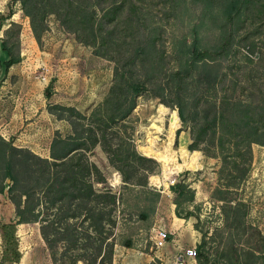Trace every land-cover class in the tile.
<instances>
[{"label":"rangeland","instance_id":"374dc122","mask_svg":"<svg viewBox=\"0 0 264 264\" xmlns=\"http://www.w3.org/2000/svg\"><path fill=\"white\" fill-rule=\"evenodd\" d=\"M163 1L141 0L147 15L146 33L157 44L153 54H160L163 60L161 64H154L151 74L158 77L159 83L146 82L135 96L133 109L121 125L114 127L147 160L132 162L137 163V169L130 176L133 183L122 188L120 173L108 162L100 145L88 152L89 159L104 177V184L98 187L108 186L116 194L121 192L120 199L106 204L105 210H111L110 221L105 222L102 235L107 234L106 241L112 244V251L118 244L139 254L137 251H152L150 229L161 225L173 232L169 233V240L175 236L183 245L198 235L196 246L201 264H264V146L253 144L247 166L241 165L232 171L231 166L223 164L214 147L201 145L198 149H188L189 128L181 124L179 117L178 125L170 134V114L175 111L178 116V113L168 87L164 91L168 105L161 101L164 70L178 69L184 63L180 65L179 41L188 42L197 33L202 45L213 43L223 29V17L211 22L209 14L203 10L210 5L193 0L175 1L181 8L168 13ZM247 16L235 40L248 33L253 36L252 41L248 40L249 45L235 46L229 61L223 64V69L241 67V77L245 78L254 72V67L264 66V12L253 23L249 12ZM45 22L46 29L37 42L20 3L0 0V135L16 146L40 148L41 151L35 153L49 157L55 133L67 135L71 131L67 121L48 111L49 105L71 106L87 116L108 93L115 63L97 56L91 46L78 42L54 15H48ZM193 22L199 25L197 29L193 28ZM3 41H7L12 52L21 55V59L8 68L3 64L8 59ZM123 58L121 55L119 59ZM126 67L133 71L136 68L132 64ZM46 89L50 92L48 97L44 94ZM196 92L192 87L182 91V95L191 98ZM160 104L165 109L161 110ZM147 145L157 150L168 145L178 163L182 162L181 147L188 153L195 151L193 166H181L173 183L186 184L194 192L192 200L180 203L181 216L173 215L175 195L170 190V179L162 176L164 162L145 155L143 147ZM244 167H247L245 174L241 170ZM159 190L164 196L161 197ZM6 195L5 191L0 193V264H107L103 250L94 255L100 236L90 228L88 232L93 239L88 240L86 247L56 243L52 247V260L38 222L14 224L12 219L8 221L13 207L5 202ZM187 212L190 216L182 217ZM124 255L130 257L131 254Z\"/></svg>","mask_w":264,"mask_h":264},{"label":"trees","instance_id":"16d2710c","mask_svg":"<svg viewBox=\"0 0 264 264\" xmlns=\"http://www.w3.org/2000/svg\"><path fill=\"white\" fill-rule=\"evenodd\" d=\"M17 1L29 18L37 42L46 29L47 16L52 14L78 42L91 46L97 56L112 60L115 66L108 93L87 116L71 106L49 105L48 111L71 127L67 135L55 133L50 142L49 157L16 146L12 140L0 135V193L6 191L13 204L14 224H40L39 232L51 250L52 260V247L56 243L86 247L88 240L93 239L88 232L90 228L100 236L94 255L103 250L107 264H111L112 244L107 243V234L102 235L111 212L105 207L120 199L121 192L116 194L108 186L98 187V184H104V177L89 159L88 152L100 145L108 162L120 173L122 188L133 183L130 176L137 169V163L133 165L132 162L147 160L114 130L133 109L135 96L144 89L146 82L159 83L158 77L151 74L155 70L154 64H161L163 60L160 54H153L157 44L145 30L146 9L141 0ZM175 1H163V8L167 7L168 13L178 11L181 5H176ZM195 1L210 5L203 10L209 14L211 22L223 17V29L211 44L202 45L197 33L188 42L179 41L180 65L184 63L178 69L164 70L161 101L168 103L164 100V91L168 87L178 113V116L175 111L170 114V134L178 125L179 117L181 124L189 128V150L201 145L214 147L223 164L234 171L241 165L247 166L253 144L264 146V66L254 67V72L245 78L241 77V67L229 70L223 69V64L229 61L235 46L249 45L248 40L253 36L246 33L235 40L239 35L237 30L242 27L248 12L251 23L260 19L264 0ZM200 20L206 21L205 18ZM198 26L193 22V28ZM2 45L8 54L3 64L8 68L18 62L21 55L12 52L7 41ZM121 55L123 60L119 59ZM129 64L136 66L134 71L126 67ZM192 87L199 95L196 92L195 97L184 98L182 91ZM44 94L50 96V92ZM159 108L164 107L160 104ZM143 153L159 162L166 158L167 179L173 178L181 166L191 167L195 162V151L188 153L183 147L179 152L181 163L176 161L168 145L163 150L147 145L143 147ZM241 170L245 174L247 167ZM170 190L175 195V215L181 216L178 207L180 203L192 200L193 189L176 183L170 185ZM158 195L159 192L156 197ZM189 216L187 212L182 217ZM83 239L85 241L81 242Z\"/></svg>","mask_w":264,"mask_h":264},{"label":"crops","instance_id":"0c3cea01","mask_svg":"<svg viewBox=\"0 0 264 264\" xmlns=\"http://www.w3.org/2000/svg\"><path fill=\"white\" fill-rule=\"evenodd\" d=\"M51 116L54 117L53 115H51ZM52 120L55 121V118H52ZM1 135L3 136V134H1ZM3 137H5V136H3ZM29 148L31 150H33L34 152H40L41 151L40 148H36V149L32 148V147H29ZM165 179H167V178L165 177ZM159 192L161 193V197L164 196V194H162L161 190H159ZM163 192L166 195V191H163ZM5 202L10 203L13 207V204L9 201L8 198H7V200H5ZM173 209H174V206L172 208V211H174ZM173 215L175 216L174 213H173ZM13 217H14V207L12 210V215L9 216L8 221H10L11 219L13 220ZM169 233H173V232L171 231ZM198 243H199V236L198 235L193 236L192 240H190V242H188V244H185V245L178 242V240L175 238V236H173L170 240H168V242L165 244L164 247L157 250L156 252L153 250L150 252L137 251L139 254H136L132 251H129L130 248H128V247H125V246L121 247V246H118V244H115L114 248H113V252H112V258H111L112 262L111 263L112 264H153L156 262V264H160L161 260H159L157 258V256H159L163 259V264H171L170 260L172 258V254L175 253L179 248L190 246V245H196ZM150 249H151V247H150ZM124 254H131V255H130V257H126L127 255H124ZM120 255L125 256V257L121 258ZM198 262L200 264L199 257H198Z\"/></svg>","mask_w":264,"mask_h":264},{"label":"built area","instance_id":"2783aa9c","mask_svg":"<svg viewBox=\"0 0 264 264\" xmlns=\"http://www.w3.org/2000/svg\"><path fill=\"white\" fill-rule=\"evenodd\" d=\"M177 174L170 179L171 185L176 180ZM169 240V231H167L161 225L152 226L150 229V241L151 249L157 251L165 246ZM161 260L160 264H163V259L157 256ZM171 264H199L198 262V250L196 245H190L179 248L175 253L172 254L170 260Z\"/></svg>","mask_w":264,"mask_h":264},{"label":"bare ground","instance_id":"6f19581e","mask_svg":"<svg viewBox=\"0 0 264 264\" xmlns=\"http://www.w3.org/2000/svg\"><path fill=\"white\" fill-rule=\"evenodd\" d=\"M162 162H164L163 163V165H162V168L165 170V172L163 173V178H165V174H166V170L168 169V166H167V161H166V158H163V161ZM160 183V182H159ZM166 184V183H165Z\"/></svg>","mask_w":264,"mask_h":264},{"label":"water","instance_id":"95a60500","mask_svg":"<svg viewBox=\"0 0 264 264\" xmlns=\"http://www.w3.org/2000/svg\"><path fill=\"white\" fill-rule=\"evenodd\" d=\"M48 91H49V90H48V89H46V90H45V93H47Z\"/></svg>","mask_w":264,"mask_h":264}]
</instances>
